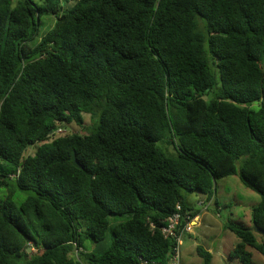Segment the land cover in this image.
<instances>
[{
    "label": "trees",
    "instance_id": "1",
    "mask_svg": "<svg viewBox=\"0 0 264 264\" xmlns=\"http://www.w3.org/2000/svg\"><path fill=\"white\" fill-rule=\"evenodd\" d=\"M232 175L264 230V0H0V264H170L177 204Z\"/></svg>",
    "mask_w": 264,
    "mask_h": 264
},
{
    "label": "rangeland",
    "instance_id": "2",
    "mask_svg": "<svg viewBox=\"0 0 264 264\" xmlns=\"http://www.w3.org/2000/svg\"><path fill=\"white\" fill-rule=\"evenodd\" d=\"M44 19L46 23L45 30H47L53 26L55 17L48 15ZM94 122V118L89 114H85L84 126L75 123H63L59 127L64 130V134L73 132L84 134L90 132ZM38 145V143L31 144L26 151V155L34 153ZM216 184L215 197L219 205L212 202L208 203L209 209L202 216L201 223L193 226L192 232L183 234L181 264H206L198 254L197 248L199 246L212 253L210 264H240L237 258L229 256L230 250L240 242V239L227 229L225 224L230 218L237 223L253 226L252 210L260 202L261 196L258 192L246 187L237 175L220 178ZM187 195L193 205L201 210L198 205V200L201 199L200 195L197 193H188ZM0 197L2 198V195ZM257 236L258 240L261 241V235L258 233ZM88 243L90 242L88 241ZM250 249L253 252L254 264H264V255L254 248Z\"/></svg>",
    "mask_w": 264,
    "mask_h": 264
},
{
    "label": "built area",
    "instance_id": "3",
    "mask_svg": "<svg viewBox=\"0 0 264 264\" xmlns=\"http://www.w3.org/2000/svg\"><path fill=\"white\" fill-rule=\"evenodd\" d=\"M57 132L62 133L63 130L59 128L57 129ZM194 218L195 217L192 215V211L190 210L183 214L182 205L178 203L176 206V212L168 219L167 223L162 227L163 234L166 237L174 238L176 241L170 264H181V245L183 243V234L185 232H192ZM143 264L160 263H150L148 261H144Z\"/></svg>",
    "mask_w": 264,
    "mask_h": 264
},
{
    "label": "crops",
    "instance_id": "4",
    "mask_svg": "<svg viewBox=\"0 0 264 264\" xmlns=\"http://www.w3.org/2000/svg\"><path fill=\"white\" fill-rule=\"evenodd\" d=\"M189 200V199H188ZM205 200L207 202V199L206 197H201V199L198 200V205L201 207V210L200 209H197L193 203L189 200V206L191 208V211L194 213L196 211H199L198 214H196L194 217V220H193V226H196V225H199L202 221V216L207 213V210L209 209H205V205L207 204H204L202 205L200 202ZM216 201L218 202L217 198L216 197H213L212 200L210 202L212 203H216Z\"/></svg>",
    "mask_w": 264,
    "mask_h": 264
},
{
    "label": "water",
    "instance_id": "5",
    "mask_svg": "<svg viewBox=\"0 0 264 264\" xmlns=\"http://www.w3.org/2000/svg\"><path fill=\"white\" fill-rule=\"evenodd\" d=\"M72 161H73V164H74L75 166H77V167H79V168H82V167H83V166L78 162L75 153L72 154ZM252 228L254 229V231H255L256 233H259V234L264 235V230L261 229L257 224L254 223L253 226H252ZM31 250H32V248L29 247L28 251L31 252Z\"/></svg>",
    "mask_w": 264,
    "mask_h": 264
},
{
    "label": "clouds",
    "instance_id": "6",
    "mask_svg": "<svg viewBox=\"0 0 264 264\" xmlns=\"http://www.w3.org/2000/svg\"><path fill=\"white\" fill-rule=\"evenodd\" d=\"M55 130H57V129H55ZM63 130V129H62ZM63 132H64V130H63ZM62 132V133H63ZM207 207V208H206ZM205 209H208V206H205ZM190 211H191V209H190ZM192 214H193V212H192ZM193 216H195V215H193Z\"/></svg>",
    "mask_w": 264,
    "mask_h": 264
}]
</instances>
